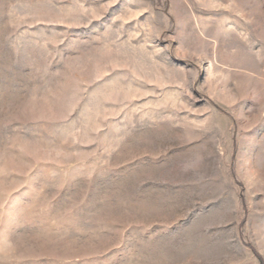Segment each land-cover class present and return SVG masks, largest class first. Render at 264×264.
Here are the masks:
<instances>
[{"label": "rangeland", "instance_id": "rangeland-1", "mask_svg": "<svg viewBox=\"0 0 264 264\" xmlns=\"http://www.w3.org/2000/svg\"><path fill=\"white\" fill-rule=\"evenodd\" d=\"M0 264H264V0H0Z\"/></svg>", "mask_w": 264, "mask_h": 264}]
</instances>
